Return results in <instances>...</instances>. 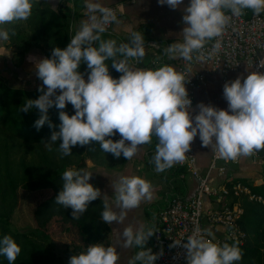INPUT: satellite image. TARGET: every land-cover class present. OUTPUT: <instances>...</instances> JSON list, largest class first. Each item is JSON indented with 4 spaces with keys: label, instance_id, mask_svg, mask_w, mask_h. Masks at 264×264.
I'll return each mask as SVG.
<instances>
[{
    "label": "clouds",
    "instance_id": "obj_1",
    "mask_svg": "<svg viewBox=\"0 0 264 264\" xmlns=\"http://www.w3.org/2000/svg\"><path fill=\"white\" fill-rule=\"evenodd\" d=\"M158 3L177 9L184 0H158ZM85 6L93 15L80 23L67 47L54 48L51 59L35 61L37 77L42 81L38 89L41 95L35 100L25 99L20 106L24 113L39 110V118L34 123L38 131L46 123L55 128L48 112L53 107L59 110V131L52 132L50 141L42 142L49 151L52 144L59 142L58 151L70 156L73 147L88 146L95 141L103 152L116 159L123 156L131 160L140 146L151 143L155 136L158 143L153 162L156 170L163 172L185 159L197 135L204 147L212 146L226 160L250 156L254 150L264 149V73L252 72L246 78L226 82L223 96L228 109L201 103L199 113L193 117L192 101L186 88L188 81L183 74L169 65L156 70L130 68V58L139 60L145 55V37L135 32L129 43L119 47L115 40H101L105 26L117 18L111 9L98 3L89 0ZM32 7V0H0V57L10 56L3 46L9 39L4 26L27 20ZM245 9L259 15L264 12V0H189L183 11V42L170 44L165 49L166 54L191 61L193 52L202 50L208 41L222 35L230 19L226 11L240 16ZM97 12L99 16L95 15ZM97 41L99 44L95 46ZM220 47L217 40L213 50L218 51ZM118 55L123 58L117 59ZM109 59L111 67L121 73L118 79L110 74L106 63ZM261 63L264 64V59ZM81 64L87 66V81L79 71ZM69 103L75 111L71 116L64 111ZM117 133L121 137L118 141L110 138ZM92 176L85 169L68 168L62 172V190L55 203L71 209L73 219L78 220L90 203L101 197L100 189L89 182ZM113 190L112 204L120 211H115L108 202L109 197L104 195L101 212L102 222L110 226L113 222H122L125 210L138 207L143 199H151L150 183L137 176H121ZM153 235L151 228L135 232L131 226L124 229L120 246L143 249L129 264L136 261L155 264L158 254L146 248ZM183 247L187 250V264H234L242 259L237 245L221 246L195 232ZM21 251L11 235L0 238V256L5 257L8 264H15ZM118 260L116 247L96 243L71 256L69 264H117Z\"/></svg>",
    "mask_w": 264,
    "mask_h": 264
},
{
    "label": "trees",
    "instance_id": "obj_2",
    "mask_svg": "<svg viewBox=\"0 0 264 264\" xmlns=\"http://www.w3.org/2000/svg\"><path fill=\"white\" fill-rule=\"evenodd\" d=\"M69 1L61 0L58 9H54L49 0H32L31 16L8 29L7 47L17 59L22 60L32 48L41 50L51 59L54 48L67 47L73 36L71 22L65 12ZM106 63L112 77L118 79L121 73L111 67L112 60ZM79 71L86 80V64H81ZM38 89L13 88L0 75V129L27 148L17 158L11 155L12 148L8 145L0 147V238L11 235L21 247L15 264H69L57 254L53 247L54 238L69 236L68 252L76 255L92 244L100 243L107 247L111 228L101 219V197L91 202L78 220L72 218L71 209L55 203L56 196L62 190V172L68 168L79 170L87 165L88 160H94L100 166L108 165L106 162L109 161L104 157L107 153L95 141L88 146L73 147L70 156H63L58 151L59 142L52 144L49 151L42 142L50 141L52 132L59 131V110L53 107L48 112L50 122L56 127L50 128L46 123L39 131L34 127L39 110L20 111L25 99L39 98L41 93ZM64 111L70 116L75 114L69 106ZM257 151L259 156H264V149ZM120 159L123 163L126 161L123 156ZM185 172L182 168L179 174ZM234 183L247 185L253 194L264 198V183L250 184L245 178L235 179ZM20 191L30 197L33 206L35 229L32 232H19L12 227ZM232 202L240 203L243 209L239 224L247 234L244 244H237L242 251V259L234 264H264V206L250 201L245 195L235 197ZM0 264H8L7 259L0 256Z\"/></svg>",
    "mask_w": 264,
    "mask_h": 264
},
{
    "label": "crops",
    "instance_id": "obj_3",
    "mask_svg": "<svg viewBox=\"0 0 264 264\" xmlns=\"http://www.w3.org/2000/svg\"><path fill=\"white\" fill-rule=\"evenodd\" d=\"M49 2L54 9H58L61 0H49ZM87 2L89 0H70L65 8V12L71 22L73 35L78 30L80 23L82 21H88L89 17L93 15L85 6ZM90 2L98 3L103 7L114 6L119 13L118 18L113 23L112 29L107 33L100 34L101 40H115L117 47H119L121 44L129 43L132 34L135 32H139L145 37V55L139 60L130 58V68L134 70L137 68L156 70L164 65H169L177 71V64L180 57L177 55L173 58L166 54L165 49L172 43L183 42V11L184 7L189 4V0H184V4H181L177 9H171L167 5L161 6L158 0H90ZM243 13L249 14L253 13V11L251 9H245ZM261 13L264 14V12ZM98 14V12L95 13L97 16ZM98 44L99 41L95 43V46H98ZM44 58L47 57L37 48H32L27 52L23 59L18 61V65L21 67L14 68L16 78L14 76L10 77V79H16L17 87L15 86L13 88L27 90L40 88L42 81L37 77L35 61ZM116 58L122 59L123 57L118 55ZM249 74L250 71L247 68H243L238 72L230 73L226 76H223L220 72L208 74L206 81L197 88L195 104L192 107L193 117L199 113L198 105L201 103L227 110L228 103L223 96L224 84L239 77L246 78ZM214 86H219V89L214 88ZM57 94H60L59 90ZM67 106L71 107L74 111L70 103ZM157 143V138L153 136L151 143L140 146L137 154L131 160L126 159L124 163L122 159H116L112 154L108 153L104 155L106 161H109L106 162L108 165L100 166L94 160H88L87 165L81 168L92 173L93 176L89 182L94 187L100 189L102 199H104V195L109 197L108 202L117 212L120 210L116 209L115 205L112 204L113 189L115 182L121 176H137L151 185V199H143L138 207L125 210L124 219L119 224L113 222L111 226L109 225L111 234L108 246L117 248L119 254L117 264H129L135 255L143 250L137 246L129 248H122L120 246L125 228L131 226L134 232L141 228L145 230L151 228L154 235L148 240L146 248L152 249L153 254H156L154 244L158 236L159 210L165 206L170 195L176 194L184 198H192L198 193L197 179L184 167H181L180 162L175 163L163 172L156 170L153 157ZM194 146L198 161L197 168L204 175L208 171L212 158V146L204 147L199 135L194 139ZM248 159L244 157L237 164L227 165V174L233 178V183L226 184L228 187L231 188L235 184V179L238 178L248 179L250 184L261 185L264 183L262 166H259V170L258 168H249L250 165L248 166V163H246ZM255 165H258V163H255ZM182 168L186 172L179 174ZM213 184H222V177H214ZM113 229H116V231H113ZM56 251L58 252V248H56ZM73 255L68 254L63 256L65 262L69 263L70 257ZM135 264H140V262L136 261ZM155 264L157 263L155 262Z\"/></svg>",
    "mask_w": 264,
    "mask_h": 264
},
{
    "label": "built area",
    "instance_id": "obj_4",
    "mask_svg": "<svg viewBox=\"0 0 264 264\" xmlns=\"http://www.w3.org/2000/svg\"><path fill=\"white\" fill-rule=\"evenodd\" d=\"M106 8L111 9L118 18L116 7ZM226 15L230 19L220 37L208 41L202 50L193 52L191 61L181 57L178 61L177 72L183 74L185 81H188L186 88L192 101L191 108L195 104L197 88L206 81L208 74L220 72L226 76L243 68L249 69L250 74L264 73V64L261 63L264 59V14L256 15L253 12L234 16L226 11ZM113 23L107 24L103 33L109 32ZM217 40L221 47L214 51ZM110 138L118 141L121 137L117 133ZM244 157L255 163L260 158L258 151L254 150L250 156L241 155L235 160H226L213 150L208 171L203 175L197 168V155L194 141L192 142L190 151L186 153L180 166L197 179L198 193L192 198L170 195L165 206L159 210L158 236L154 244L159 256L157 264H187V250L183 244L194 232L221 246L225 243L244 244L247 234L239 224L243 209L240 203L231 201L245 195L250 201L264 206V198L253 194L249 186L234 184L230 188L226 185L233 183V178L227 174V165L237 164ZM216 176L222 177V184H213Z\"/></svg>",
    "mask_w": 264,
    "mask_h": 264
},
{
    "label": "rangeland",
    "instance_id": "obj_5",
    "mask_svg": "<svg viewBox=\"0 0 264 264\" xmlns=\"http://www.w3.org/2000/svg\"><path fill=\"white\" fill-rule=\"evenodd\" d=\"M24 20H18L11 22L7 25L4 26V28L8 31L9 27L15 24L23 23ZM3 46L8 50V53L10 56L6 57H0V75L7 81L12 87L16 86V79H10V77L14 76L16 78V72L14 68H19L21 67L18 65V61H21L17 59V57L13 54L12 50H10L7 47L6 41L3 42ZM10 80V81H9ZM17 87V86H16ZM214 88L219 89V86H214ZM5 145H8L9 147L12 148L11 150V155L13 157H20L24 153L25 150H27L26 145L20 142L17 139H14L5 132H3L0 129V147H4ZM248 163L249 168L255 169L258 168L259 166L264 165V156H260L258 165H255V163L248 159L246 162ZM257 166V167H256ZM30 197L26 195L23 191L19 192V202H18V207L12 217V227L15 231L19 232H32L35 229V223H34V217H33V206L29 201ZM59 239V238H58ZM54 238L53 241V247L56 249L58 248L57 254L61 256H66L69 254L67 251L68 244L70 245V237L69 236H64L59 239ZM58 242V243H55ZM67 245V246H65Z\"/></svg>",
    "mask_w": 264,
    "mask_h": 264
}]
</instances>
